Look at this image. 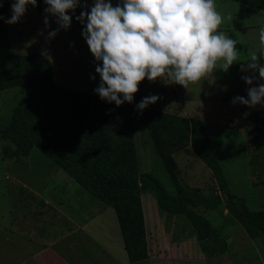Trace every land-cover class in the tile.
I'll return each instance as SVG.
<instances>
[{
  "label": "rangeland",
  "instance_id": "374dc122",
  "mask_svg": "<svg viewBox=\"0 0 264 264\" xmlns=\"http://www.w3.org/2000/svg\"><path fill=\"white\" fill-rule=\"evenodd\" d=\"M93 2L94 0H86L85 4L84 0H82L81 5H78L74 12H69L68 14L72 16V21L70 27L64 30L58 29L56 18L53 16H48L49 26H45L44 19L46 14L44 9L46 5L43 0H37L35 8L29 5L20 21L9 25L6 21L12 15V0H10L8 6L0 10V16L3 17V20H0L2 35L7 30L8 35L11 36V38L8 37V40L2 38L0 41V71L9 66L7 58L10 55L26 56L36 53L49 62L55 85L76 91H79V88L85 91H79L82 93H95L94 89L98 86L100 80L99 75L95 72L97 62L94 61L85 40H83L82 32H80L81 24L76 20L82 10L90 11ZM115 2V0H111L113 7ZM214 3L217 6V11L222 16V23L218 28L219 31L229 34L232 30L239 29L242 25L243 28L249 30L255 28V32L258 33L264 27V12L262 11L226 0H214ZM248 18L250 19L248 20ZM239 19H242L240 24L238 22ZM52 30H57V34L54 38L48 39L49 32ZM253 38L254 35L251 40ZM260 45H262L261 41ZM262 46L264 48V43ZM262 52L264 51L262 50ZM246 55L251 56L247 53ZM258 63L264 65V57H260ZM242 65L246 68L247 63H234L226 72V79L223 80V84L230 81L233 84V91L241 88L240 96L247 98L246 91L248 88L258 86L264 83V80H257L259 75L257 71V73L253 74L256 79L252 86L247 85L242 76H248V71H241ZM218 75L221 76L222 73L219 72ZM207 76L195 84H190L187 88L175 84L181 99L175 94L169 80L158 78L155 82H149L145 78L139 83L138 92L134 94L133 102H125L128 110L126 119L129 121L134 145L135 177L139 190L138 199H140L142 194H149L155 198L154 195H161L164 192L169 198L158 200L163 208L164 205L162 203H168L171 205L170 209L173 210L169 213L159 207L160 210L167 212V220L162 224V227L160 226L164 231L163 236L159 234L160 230L146 232L141 211V222L137 216L133 220L139 226L141 224L145 245L147 242L149 246L153 248L161 247L163 250L167 248L181 249V247H184L188 252L189 264H264V232L258 236H249L242 224L232 213L228 212L230 215L228 218L229 224L231 228H234V232L229 239H226L223 234H219V231L227 226L226 220L213 217L209 221L202 215L204 214L203 209L211 208L210 206H214L215 203H223L224 205L212 172L207 168H202L201 170L199 167L201 163L194 156H190L191 159H188L190 161L188 164L191 166L186 168L188 164L184 161V158H187V156L184 153L186 151L193 152L187 145L188 142L186 143L187 149H184V153H182L184 156L178 159L179 167L166 169L156 153L159 144L162 145L161 151L165 150V148H163L162 142L158 139L152 140L149 137L140 118L141 111L137 109V105L142 98L149 95H158L160 99L145 109L153 111L161 109L170 115L198 122L204 131L202 142H206L209 150L212 151L217 160L218 168L215 170V174H217V179H221L224 193L239 199L244 208L253 213L264 227V105H256L249 108L237 103L234 107L232 103L234 97L227 95L219 98H206L205 100L208 101L206 104L201 107L198 106V109L192 111L187 106L191 107L199 99L205 98L201 97L213 94L214 89L211 85V80ZM217 81L219 83L222 82L219 81V78H217ZM245 85L247 90L244 87ZM24 96L25 89L21 80L16 79L13 82L10 81V83L6 80L0 82V133L10 128L13 110L23 100ZM180 100L186 102L187 106L185 103L179 102ZM117 108L119 107H112L108 102L103 106L98 104L95 107V109L104 111V114L109 116L110 120L114 117L113 110L117 111ZM118 110L120 117H122L124 114L123 109L119 108ZM142 111L145 113L147 110ZM89 119V116L85 115V110L82 106L75 107L69 117L72 126L80 127L83 125V128L90 125L87 121ZM90 131V138L86 137L84 143L77 139L76 144L94 146V143H96L104 146L106 137L100 135L101 131H94V137H92V129ZM3 150H6L7 153L16 151L10 141L0 138V182L3 171L24 167L29 159L27 158L28 156L32 161H36L38 159L36 156L41 154L38 149L33 148L27 157L17 154L11 158H3L1 155ZM47 162L49 163L48 167L56 168V165L49 160ZM75 172L79 178L84 176L78 169ZM109 172L111 170L108 167L102 169L104 175ZM147 175L158 182L160 190L157 193L154 192L155 190H151V185H144V188L141 187L139 177L144 178ZM68 191L72 192L69 189ZM83 191L86 193L84 195L89 197L86 198L91 202V206L88 209H91L94 215L97 210L94 200L97 199L85 190ZM75 193L78 195L81 192ZM3 194L4 197L2 198ZM108 195L111 200L116 199V197H118V201L123 199L122 194L115 197L111 193ZM101 204H103L101 207L103 208L102 214L103 211L107 210L116 219L113 207L102 202ZM8 206L9 202L6 198L4 187L0 183V211H8ZM134 209V206L128 207L126 203V206L119 210V215L123 217L125 213H130L133 216ZM12 211L19 214L18 205H13ZM196 217H200L207 222L210 229L209 234L214 233L223 240L225 245L223 254H214L210 257L202 254L198 247L194 230V225L197 224L195 222ZM232 219L235 222L232 223ZM3 223L4 218L0 219V224ZM62 224L65 225L64 223ZM151 234L152 237L150 238L149 235ZM11 243L14 244L15 242L11 241ZM8 259V257L0 256V264H15L13 260L6 262Z\"/></svg>",
  "mask_w": 264,
  "mask_h": 264
},
{
  "label": "trees",
  "instance_id": "16d2710c",
  "mask_svg": "<svg viewBox=\"0 0 264 264\" xmlns=\"http://www.w3.org/2000/svg\"><path fill=\"white\" fill-rule=\"evenodd\" d=\"M9 1L0 0L2 4L0 10L3 7L6 8ZM226 1L264 12V0ZM118 3L120 0L116 1L115 6ZM2 38L7 40L5 33L2 35L0 30V41ZM7 59L9 66L0 71V82L6 80L10 83L16 79L21 80L25 96L13 110L10 128L0 133V138L10 141L16 151L7 153L3 150L2 157L11 158L17 154L27 157L33 148L38 149L79 187L98 201L113 207L128 262L145 259L146 245L141 224L139 226L134 221L137 216L141 222V206L135 177L134 145L129 121L126 119L128 110L125 103L119 106L123 109V116L120 117L119 108H117V111L113 110L114 117L110 120L104 111L95 109L98 104L103 106L107 103L97 94L82 93L55 85L50 64L41 55L36 53L26 56L10 55ZM109 104L112 107L116 106L114 103ZM80 106L85 110V115L90 118L87 120L90 125L86 128H83V125L72 126L69 121L74 108ZM144 110L147 111L145 113L141 111L140 118L149 137L152 140L158 139L165 148L161 151L162 145L159 144L156 151L163 166L166 169L176 168L170 154L189 145L193 153L215 177L217 189L220 191L227 211L242 224L249 236L261 235L264 232L261 221L244 208L239 199L224 193L221 179H217L215 174L218 168L215 155L209 150L206 142H202L204 131L201 125L190 119H182L149 109ZM90 129H92V137H94L93 132L97 130L101 131L100 135L106 137L104 146L96 143L94 146L76 144L77 139L84 143L86 137L90 138ZM104 167H108L111 172L104 175L102 173ZM76 169L84 175L82 178L76 175ZM139 180L142 188L145 187L144 185H151V190H155V193L160 190L158 182L148 175L144 178L139 177ZM110 193L113 197L122 194L123 199L118 201L116 197L111 200L108 195ZM154 196L160 208L169 213L173 211L170 209V204L162 203L163 208L158 200L169 198L164 192ZM126 203L128 207L134 206V214L132 216L130 213H125L121 217L119 210L124 208ZM195 222L197 223L194 225L196 240L202 254L206 257L223 254L225 252L223 240L214 233L209 234L207 222L202 218L196 217Z\"/></svg>",
  "mask_w": 264,
  "mask_h": 264
},
{
  "label": "clouds",
  "instance_id": "9594fccd",
  "mask_svg": "<svg viewBox=\"0 0 264 264\" xmlns=\"http://www.w3.org/2000/svg\"><path fill=\"white\" fill-rule=\"evenodd\" d=\"M43 2L45 26H49L48 16H53L58 29L67 30L72 21L68 13L74 12L82 0ZM29 5L35 8L37 0H12V15L6 23H18ZM76 20L84 25L81 35L97 62L95 72L100 83L94 92L102 101L117 107L133 102L145 78L149 82L167 79L187 88L214 69L227 72L241 55L236 49L238 41L217 31L222 16L214 0H120L115 7L111 0H94L90 11L82 10ZM56 34L57 30L50 31L48 39ZM259 36L264 43V27ZM260 57L264 52H253L241 71H258L259 79L264 80ZM218 61L221 63L217 68ZM242 79L252 85L256 77ZM159 99L158 95L146 96L137 109L142 111ZM232 103L249 108L264 105V83L249 87L247 98L236 96Z\"/></svg>",
  "mask_w": 264,
  "mask_h": 264
},
{
  "label": "crops",
  "instance_id": "0c3cea01",
  "mask_svg": "<svg viewBox=\"0 0 264 264\" xmlns=\"http://www.w3.org/2000/svg\"><path fill=\"white\" fill-rule=\"evenodd\" d=\"M238 22L242 23V19H239ZM83 27L84 25L81 24L80 32ZM252 34L254 35L253 40H251ZM226 35L238 41L236 49L241 55L238 62L234 63H247L250 56L246 53L251 55L255 52L259 55L262 50L264 51L263 43L260 45L259 32H255V28L249 30L241 25L239 29L232 30ZM5 36L7 40L11 38L7 30H5ZM220 63V61L217 62V68ZM219 72L222 73L221 76L218 75ZM226 74V72L215 71V69L213 73L207 74L214 89L213 94L201 97L205 98L199 99L191 107L187 106L183 100L179 102L185 103L193 111L198 109V106L206 104L208 102L205 100L206 98H219L227 95L240 96L241 88L233 91V84L230 81L223 84ZM253 74L251 70H248V76H253ZM217 78L222 82L219 83ZM257 80H259V75ZM169 83L175 94L180 97L175 83H171V81ZM244 87L246 89V85ZM231 89L232 91H230ZM78 90L85 92L79 88ZM236 105L234 104V107ZM159 111L165 113L161 109L156 112ZM184 149L187 147L170 154L177 168L179 167L178 159L184 156L182 155ZM189 152L184 153L187 156L186 159L184 158L187 164L190 162L188 160L191 159L190 156H194L201 163V166L199 165L201 170L202 168L209 170L193 152ZM36 157L38 159L32 161L28 156L26 166L8 169L2 173L0 183L4 187L9 206L8 211H0V219L4 218V223L0 224V256L8 257L6 262L13 260L15 264H189L186 248L163 250L161 247L153 248L147 242L146 258L137 262H128L114 215H110L107 210L102 214L103 204L98 200H94L97 210L93 215L92 210L88 209L91 202L86 199L89 197L84 195L86 193L83 189L57 166L56 168L48 167V159L42 153ZM189 166L191 165L188 164L186 168ZM68 189L72 192H69ZM81 189L82 191H80ZM67 192L70 195H67ZM75 192L81 193L77 195ZM80 196L81 198H79ZM139 200L146 232L160 230L159 234L163 236L164 231L160 226L162 227V224L167 220V212L160 210L156 199L149 194L140 195ZM13 205H18L19 214L12 211ZM210 207L203 209L204 214L202 215L209 221L213 217L226 220L228 224L219 231V234H223L226 239H229L234 228L230 227L228 220L230 215L227 209L223 203H215ZM231 222L233 223L235 220L232 219ZM152 234L149 235L150 238ZM11 241L15 243L12 244Z\"/></svg>",
  "mask_w": 264,
  "mask_h": 264
}]
</instances>
